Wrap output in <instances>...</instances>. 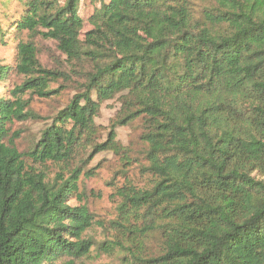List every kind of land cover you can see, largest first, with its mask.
Here are the masks:
<instances>
[{"label":"trees","instance_id":"16d2710c","mask_svg":"<svg viewBox=\"0 0 264 264\" xmlns=\"http://www.w3.org/2000/svg\"><path fill=\"white\" fill-rule=\"evenodd\" d=\"M18 1L17 31L56 40L91 69L22 152L13 123L41 118L24 95L51 97L65 73L44 68L32 42L18 44L13 68L0 63V78L25 76L0 95V264H75L90 254L94 214L69 203L83 200L90 171L71 165L106 151L130 163L116 128L136 119L149 181L116 185L110 227L122 238L100 248L128 250L132 264H264V0H210L197 18L195 0H97L85 41L80 0ZM117 95L121 113L101 141L96 118ZM27 159L61 170L51 180ZM154 236L158 248L147 251Z\"/></svg>","mask_w":264,"mask_h":264},{"label":"rangeland","instance_id":"374dc122","mask_svg":"<svg viewBox=\"0 0 264 264\" xmlns=\"http://www.w3.org/2000/svg\"><path fill=\"white\" fill-rule=\"evenodd\" d=\"M108 1V0H107ZM106 1V2H107ZM5 2L6 6L2 3ZM65 0H57L59 5H63ZM210 0H195L191 4V11L194 18L200 17V9L210 4ZM101 6L97 0H80L79 14L83 24L80 38L85 41L87 33L94 26L91 23V16ZM25 8L18 0H0V21L4 29L5 36L0 35V63L15 66V55L20 42H32L37 50V57L44 68L61 71L65 77L58 78L51 83L52 89H57L58 93L49 98H41L37 95L26 93L25 99H31L32 111L41 118L27 119L25 121H15L12 125L13 132H20V137L15 139V146L20 151H27L32 148L40 135V131L47 123H50L56 114L62 110L79 92V88L85 82V75L90 71L91 65L87 61H80L69 58L58 46V42L51 38H45L42 34L31 33L28 30L19 32L14 27L16 19L24 13ZM40 31L43 28H39ZM25 76L12 69L6 78H0V95H8L13 87L20 84ZM69 79V80H68ZM121 99L119 95L102 103L100 114L96 118V123L100 126L101 141L106 139L107 133L112 128L121 113ZM143 120L136 119L128 125H119L116 128L117 140L125 146L131 155V162L125 163L121 154L106 151L94 156L90 161L80 159L74 161L71 167L80 165L83 172L90 171V174H83L80 178V191L83 193V200L76 197L71 198V205L85 204L94 214V224L89 228L85 236L91 237L95 245L88 256L76 259L75 264H132L131 252L120 247L105 251L100 248V244L116 240L114 236L122 238L110 227V222L117 218V205L120 198L117 196L116 185H122L130 177L133 182L139 185L148 183L149 178L140 172V167L145 163L143 151L146 144L141 139L145 131ZM91 151V149H90ZM87 155V154H86ZM87 159V158H86ZM38 171H43L49 179H54L61 170V166L48 162L46 164L33 163L27 159ZM159 245L158 236L150 237L147 241V251L156 250ZM133 252H141L136 247ZM65 259L56 264H64Z\"/></svg>","mask_w":264,"mask_h":264}]
</instances>
